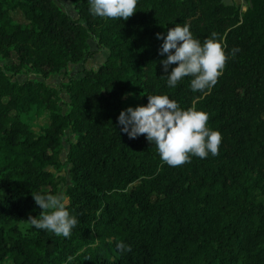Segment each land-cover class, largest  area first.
<instances>
[{"label": "trees", "instance_id": "obj_1", "mask_svg": "<svg viewBox=\"0 0 264 264\" xmlns=\"http://www.w3.org/2000/svg\"><path fill=\"white\" fill-rule=\"evenodd\" d=\"M71 1L78 17L56 0H0V264H264V0H246L245 11L236 1L138 0L127 20ZM185 22L201 42L216 33L228 56L211 90L161 78L156 34ZM91 38L105 61L68 76L94 56ZM22 71L67 82L14 79ZM157 94L206 112L218 154L170 167L144 134L121 132L119 113ZM32 111L48 113L42 132L23 119ZM67 130L76 138L65 195L78 222L64 238L28 219L42 211L34 195L60 193Z\"/></svg>", "mask_w": 264, "mask_h": 264}, {"label": "clouds", "instance_id": "obj_2", "mask_svg": "<svg viewBox=\"0 0 264 264\" xmlns=\"http://www.w3.org/2000/svg\"><path fill=\"white\" fill-rule=\"evenodd\" d=\"M89 12L101 18L127 20L135 12L138 0H88ZM162 40L158 52L166 58L160 61L166 75V85L175 88L184 78H190L193 92L211 90L223 74L228 56L217 40V34L203 42L193 36L190 25L176 23L166 34L157 33ZM238 49L232 50V55ZM175 65L174 67H171ZM171 70L169 71V69ZM146 105L127 107L117 117L120 131L135 139L141 134L155 146L162 162L177 167L191 161L218 154L222 136L209 127V116L202 110L182 109L167 94L147 95ZM36 205L42 209L39 216H30L28 222L36 229L69 238L77 225V217L68 210V197L62 192L34 195ZM117 248L131 251L123 242Z\"/></svg>", "mask_w": 264, "mask_h": 264}, {"label": "rangeland", "instance_id": "obj_3", "mask_svg": "<svg viewBox=\"0 0 264 264\" xmlns=\"http://www.w3.org/2000/svg\"><path fill=\"white\" fill-rule=\"evenodd\" d=\"M226 1H236L242 9L245 11L248 7L246 0H226ZM57 4L65 11H67L71 16L78 17V12L71 0H56ZM14 16V19L17 21L24 22V17L20 12H14L12 13ZM89 47L91 50H95V54L93 57L83 59L79 61L78 63H71L68 66L67 72L68 76H75L80 77L83 75V71L85 69H96L102 64L107 55L108 51L104 48H99L97 45V41L95 38H91L89 40ZM5 60L0 57V67L4 66ZM27 78H37L41 81H45L49 85L60 88L62 83L67 82V78L65 74L61 73H55L50 75L48 78H43L38 74L29 72V71H22L19 74L14 76V79H18L19 81H23ZM63 98L67 99V96L65 93H63ZM23 119L28 123L30 128L36 132H42L44 128L47 125L48 122V113L47 112H41L40 114H36L35 111L30 112L29 114H24ZM76 138V135L70 131L67 130L65 133V136L63 138L62 143V160L64 162V165L60 171L57 172V176L60 180V193L62 192L65 194V190L68 187V185L71 184V179L69 176V165L66 163V155L69 149V145L72 141H74Z\"/></svg>", "mask_w": 264, "mask_h": 264}]
</instances>
